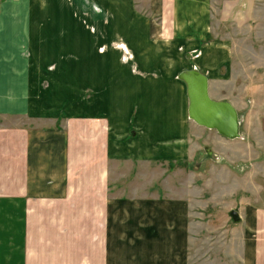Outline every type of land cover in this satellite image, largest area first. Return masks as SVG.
I'll use <instances>...</instances> for the list:
<instances>
[{"label":"crops","instance_id":"crops-1","mask_svg":"<svg viewBox=\"0 0 264 264\" xmlns=\"http://www.w3.org/2000/svg\"><path fill=\"white\" fill-rule=\"evenodd\" d=\"M238 1L0 0V264H264V168L244 181L215 165L233 189L212 203L204 173L191 186L153 174L189 162L196 129L243 143L223 154L248 163L264 149L262 132L255 148L192 120L179 78L197 68L213 99L249 107L234 89L255 95L260 75L236 74L235 38L219 31ZM249 115L242 126L261 123Z\"/></svg>","mask_w":264,"mask_h":264},{"label":"rangeland","instance_id":"rangeland-1","mask_svg":"<svg viewBox=\"0 0 264 264\" xmlns=\"http://www.w3.org/2000/svg\"><path fill=\"white\" fill-rule=\"evenodd\" d=\"M226 6L227 7L222 5L221 13H219L220 15L218 20H220V24L222 25L219 31L222 36H228L229 34H232L233 38H235L236 45H234V51L236 58V74L244 72L246 66H252L251 68H254L260 75L259 77L255 78V95H245L242 92L244 88L243 85H241V87L237 89H234L235 95L238 97H242V99L246 100L249 105V107L245 110L240 109V118H245L246 113H248L250 114L249 117L250 119H252V121L256 120L257 117L261 119V123H258L259 125L256 126L252 125L251 122H246L243 126L241 125V137L250 141L253 140V143H255V148H260V145L257 143V136L255 134H258V132L264 133V43L256 42V40H259L264 35V0H239L238 3L236 5H232V7H228V3ZM251 36L253 37L252 40L254 41V43L250 39ZM246 37L248 38L246 39ZM238 77L240 83L245 82L246 79L244 78V76ZM254 98L257 99L256 106H258V108L255 107L254 109H252L251 102ZM193 134V138L195 139H193L191 143L193 150L191 151L189 162H176L175 164H173V166H169L168 164L161 166L159 164V166H157L153 173L154 175H160V173L165 168L169 170L173 169L175 170V173L177 174L176 177H178V179L187 182V184L190 183L191 186L193 183H200V179H198V176L201 175V173H204L206 174L207 182L209 181L211 183V186L212 182L214 181L216 182H214V184H217L216 186H214L215 188L211 187L206 191L205 199L207 200V203L209 201H211L212 203V200L216 195H220L224 192H230L231 189H233L232 187H230L231 184H229V186L226 188H222L224 186V183L220 188V184H218L221 181V179L219 178V174L221 175V178L226 177L227 179H229V176L226 175L227 173H229V171H233L239 176L244 177V174H246V172L247 175H250L252 174V172H256L264 168L263 148L258 149L259 154L263 153V156H258L259 154L257 153L258 155L256 154L254 157L255 161L252 160L248 163L243 159L244 157L234 158L233 156H230V154H223L224 152H230L231 149H233L234 152L238 151L239 154L243 153L242 151H244L246 147V145H244L243 143H239L238 145L234 146L232 145V147L229 145L227 146L226 144L221 143L222 141L218 142L217 139L205 129H196L195 131H193ZM207 146L209 148H214V150L216 151L214 152L213 149H210L212 151L211 153V151L208 150ZM215 165L221 166V172L217 173L219 177L214 173ZM126 171H124L123 173L124 176L127 175ZM140 171L141 175L135 179V185L138 186L137 189H139V191L140 189L143 191L145 190L144 186L146 184H150V178L147 179L146 176L152 174L149 173L148 170H146L144 167H142ZM175 173L171 175L175 176ZM171 178L172 177H170V179ZM130 179L129 181L131 182ZM243 179L245 181V177ZM151 181H155L156 186L154 189L156 191L158 190L161 193L168 192L169 184L168 181L166 182V179H164L163 177L159 176V179H156L154 177V180ZM259 181L261 184L264 183L262 180ZM191 191L194 192V190ZM227 203H230L229 200L226 201V199H223V208L221 207V210L219 209L218 211H216V205H212L213 209H209L211 213L216 211L215 213L218 216V218L216 219L217 224H222L220 222L224 220L223 218L228 217L229 211H227V208L232 202L230 204Z\"/></svg>","mask_w":264,"mask_h":264},{"label":"water","instance_id":"water-1","mask_svg":"<svg viewBox=\"0 0 264 264\" xmlns=\"http://www.w3.org/2000/svg\"><path fill=\"white\" fill-rule=\"evenodd\" d=\"M179 78L187 86L189 116L201 126L217 130L229 139L241 137V118L233 104L226 100H215L209 94L208 77L197 68L185 70ZM237 217V212L233 211Z\"/></svg>","mask_w":264,"mask_h":264}]
</instances>
